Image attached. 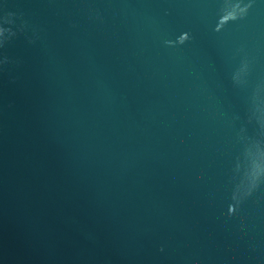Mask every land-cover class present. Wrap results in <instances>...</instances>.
<instances>
[{"label":"water","instance_id":"1","mask_svg":"<svg viewBox=\"0 0 264 264\" xmlns=\"http://www.w3.org/2000/svg\"><path fill=\"white\" fill-rule=\"evenodd\" d=\"M0 264H264V0H0Z\"/></svg>","mask_w":264,"mask_h":264}]
</instances>
